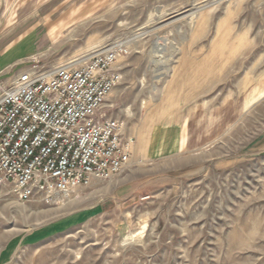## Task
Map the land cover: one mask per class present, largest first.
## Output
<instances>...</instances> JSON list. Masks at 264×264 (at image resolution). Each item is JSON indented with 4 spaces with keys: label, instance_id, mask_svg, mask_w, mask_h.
<instances>
[{
    "label": "rangeland",
    "instance_id": "1",
    "mask_svg": "<svg viewBox=\"0 0 264 264\" xmlns=\"http://www.w3.org/2000/svg\"><path fill=\"white\" fill-rule=\"evenodd\" d=\"M106 44L130 168L50 202L0 185V264H264V0H0L3 86Z\"/></svg>",
    "mask_w": 264,
    "mask_h": 264
},
{
    "label": "built area",
    "instance_id": "2",
    "mask_svg": "<svg viewBox=\"0 0 264 264\" xmlns=\"http://www.w3.org/2000/svg\"><path fill=\"white\" fill-rule=\"evenodd\" d=\"M128 49L106 44L55 66H31L0 84V185L20 201L50 202L127 168L133 139L104 103Z\"/></svg>",
    "mask_w": 264,
    "mask_h": 264
},
{
    "label": "crops",
    "instance_id": "3",
    "mask_svg": "<svg viewBox=\"0 0 264 264\" xmlns=\"http://www.w3.org/2000/svg\"><path fill=\"white\" fill-rule=\"evenodd\" d=\"M1 62V61H0ZM2 63H0V73L3 71L2 69H3V67H2V65H1ZM175 137H174V140L176 141V146H175V150H177V151H180L182 148H183V146H184V136H183V131H182V128H181V130H180V132L179 131H177V129L175 130ZM162 139H161V137H160V135H157V142H159V141H161ZM129 168H130V166H128L127 168H126V170H129ZM125 188V186H122L121 187V189L123 190ZM117 194H118V192H117ZM116 194V195H117ZM130 194V193H129ZM128 194V195H129ZM129 197V196H128ZM125 198V197H124ZM126 199V198H125Z\"/></svg>",
    "mask_w": 264,
    "mask_h": 264
},
{
    "label": "bare ground",
    "instance_id": "4",
    "mask_svg": "<svg viewBox=\"0 0 264 264\" xmlns=\"http://www.w3.org/2000/svg\"><path fill=\"white\" fill-rule=\"evenodd\" d=\"M164 50H165V41H163L162 43H156L154 45V51L153 52L155 54H157V56H158V54H162Z\"/></svg>",
    "mask_w": 264,
    "mask_h": 264
}]
</instances>
